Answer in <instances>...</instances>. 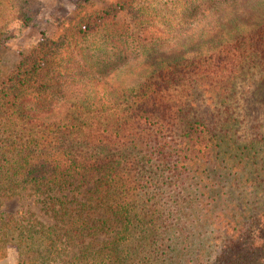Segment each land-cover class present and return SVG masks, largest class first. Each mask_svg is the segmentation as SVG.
Segmentation results:
<instances>
[{
    "label": "rangeland",
    "instance_id": "rangeland-1",
    "mask_svg": "<svg viewBox=\"0 0 264 264\" xmlns=\"http://www.w3.org/2000/svg\"><path fill=\"white\" fill-rule=\"evenodd\" d=\"M119 1L124 7L115 15L111 10L110 16L103 17V10ZM200 2L0 0L2 95H7L3 94V84L16 70L21 51L39 47L46 53L56 48L45 67L50 80L43 78L41 70L38 77L30 80L32 87L17 97L1 99L0 121H7L10 113L25 119V123L32 120L26 128L42 125L50 136L55 124L67 115L65 110L72 113L70 119L77 118L73 111L80 104L88 126L99 122L108 132L120 130L121 136L133 133L138 136L136 144L131 142L115 153L124 154L120 173L132 172L129 177L134 178L143 200L148 202L147 212L144 210L142 215L149 221L148 241L154 242L142 251L135 250L133 259L125 264H264V195L260 196L240 179L241 170L193 163L201 155L184 143L187 127L184 116L215 125L227 118L229 108L222 102V90L215 95L212 80L205 78L212 60L209 56L240 38L247 27L264 24V0L229 2L206 16L199 13L202 5L213 7ZM186 10L190 14L185 17ZM140 17L142 22H137ZM133 32L147 43L144 54L140 50L130 51L133 39L138 36L133 37ZM118 36L122 39L116 40ZM118 46L126 51L121 53ZM147 55V64L139 62ZM195 57L205 60L206 71L201 83L192 85L189 77L193 75L190 72L193 66L186 67L185 73L182 64ZM182 74L189 77L184 79ZM146 80V88L162 91L173 106L169 114L165 112L170 124L160 131L157 140L152 135L154 106H144L135 92ZM42 82L48 86L46 92H33ZM31 90L35 97L27 95ZM46 95H51L55 102L42 110L50 112L41 117L40 123L38 116H29L30 107H35ZM12 101L14 106L10 105ZM243 116L249 125L263 119L264 110L256 96L248 98ZM113 133L117 141L118 132ZM104 136L109 137L103 148L113 141L111 135ZM167 140L170 150L163 147ZM48 141L49 138L45 142ZM83 179L89 177L73 176L71 192L67 193L74 199H83L92 187L91 182L81 185ZM79 184L82 187H77ZM48 202L31 185L12 196L0 192V223L14 215L22 223L36 218L52 224L55 221L47 209ZM112 235L102 233L98 238L103 240ZM234 241H238L235 246ZM22 250L13 240L1 245L0 264H18ZM71 250L76 252L78 247Z\"/></svg>",
    "mask_w": 264,
    "mask_h": 264
},
{
    "label": "trees",
    "instance_id": "trees-1",
    "mask_svg": "<svg viewBox=\"0 0 264 264\" xmlns=\"http://www.w3.org/2000/svg\"><path fill=\"white\" fill-rule=\"evenodd\" d=\"M201 1L200 3L213 7L204 8L202 5L199 13L206 16V13H213V9L219 5L237 0ZM120 2L103 10V17L110 16L111 10L115 15L123 8L125 4ZM183 13L186 17L190 11ZM136 19L137 22H142L141 17ZM245 30L246 32H241L240 38L232 40L209 56L212 60L207 65L205 74L207 80H212L211 87L215 95L222 90V102L228 104L229 108L227 118L215 125L184 116L187 126L184 143L196 155H201L193 163L241 170L243 173L240 179L263 196L264 117L249 125L245 121L243 110L248 98L253 96H256L264 110V24L258 27L249 26ZM136 35L138 36L135 37ZM132 36L135 37V43L130 51L133 53L140 50L144 54L147 43L139 34L133 32ZM121 39V36L116 38ZM53 49L56 48L52 47L46 53H42L39 47L30 48L27 52L21 51L22 57L16 70L3 84V94L7 95H2L0 90V100L9 96L17 97L18 93L32 87L30 80L38 77L41 72L44 79L50 80L45 67L49 61L48 56L55 54ZM119 50H122L121 53L126 51L121 47ZM147 57L148 55L141 58L139 62L147 64ZM182 65L185 73L186 67L193 66L194 69L190 70L193 74L191 77L188 73L182 74L184 79L191 78L189 82L192 85L201 83L202 75L206 71L204 59L198 60L195 57ZM147 83L148 80L135 92H138L144 106H154L151 114L156 120L152 135L157 140L160 131H165L170 124L165 118V112L169 114V109L173 106H170L162 91L146 88ZM37 87L36 91L33 90L37 94H43L48 88L43 82ZM33 92L31 90L27 95ZM227 92L229 94L226 96ZM54 102L51 95H46L40 103L36 102L39 104L30 107L32 114L28 113L29 116L34 115L41 119L50 112L42 110L52 107ZM183 104L186 105V102ZM10 105L14 106V101ZM63 107L65 105L60 108ZM73 112L77 118L70 119L72 113L65 110L64 114L67 115L55 124L56 128L52 134L49 133L50 136L45 133L42 125L26 128L25 125H29L32 120L25 123V119L20 120L19 116H12L10 113L7 121H0V192L12 196L19 189L31 185L35 193L48 199L47 209L55 221L45 224L33 218L22 223L14 215L2 218L0 246L10 243V240L21 246L23 250L18 264H125L133 259L135 250L142 251L154 242L148 241L149 221L142 215L144 210L147 212L148 202L143 200L141 188L134 178L129 177L132 172L127 170L120 173L124 154L115 153V150H122L131 142L136 144L138 136L134 133L128 134V137L121 136L120 130L108 132L99 122L88 126L80 104ZM39 122L42 123V119ZM252 127L254 129L250 130ZM114 131L118 132L117 141ZM104 134L113 137V141L105 148L104 141L109 136ZM48 138L49 141L45 142ZM163 147L171 149L169 140L164 142ZM76 174L89 177L88 180L83 179L81 185L92 183V187L81 200L74 199L67 193L71 192L70 186L73 185L72 179ZM81 185L77 187H82ZM262 215L264 216V212ZM102 233L113 235L99 240ZM237 242H233L234 246ZM73 247H78V251L73 252ZM231 257L235 258L234 254Z\"/></svg>",
    "mask_w": 264,
    "mask_h": 264
}]
</instances>
